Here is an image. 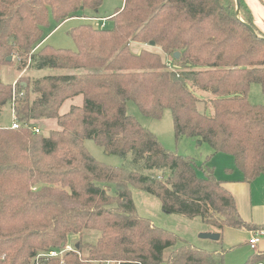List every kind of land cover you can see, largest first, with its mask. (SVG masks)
Returning a JSON list of instances; mask_svg holds the SVG:
<instances>
[{
	"label": "trees",
	"instance_id": "trees-1",
	"mask_svg": "<svg viewBox=\"0 0 264 264\" xmlns=\"http://www.w3.org/2000/svg\"><path fill=\"white\" fill-rule=\"evenodd\" d=\"M238 2L237 15L235 0H122L110 27L72 28L70 51L46 45L44 30L89 18L82 13H96L102 0H0V69L17 60L19 72L66 71L14 85L0 80V112L9 104L19 124L0 128V264H35L70 236L78 237L74 251L38 264H223L222 248L177 244L173 233L138 216L131 189L158 199L165 214L199 218L219 245L226 228L264 229L241 219L213 168L168 152L127 113L129 102L154 120L168 110L176 141L231 156L243 183L264 175V107L247 100L252 84L264 94V36ZM77 97L80 106L59 113ZM44 119L58 129L47 136L29 130ZM86 140L129 156L127 167L96 161ZM88 232L99 234L95 242L83 241Z\"/></svg>",
	"mask_w": 264,
	"mask_h": 264
},
{
	"label": "rangeland",
	"instance_id": "rangeland-1",
	"mask_svg": "<svg viewBox=\"0 0 264 264\" xmlns=\"http://www.w3.org/2000/svg\"><path fill=\"white\" fill-rule=\"evenodd\" d=\"M121 6L122 0H102V5L96 13L89 10H85L82 13V15L89 18H73L62 23L56 29H54V24L51 22L49 28L44 30L45 36L47 35L45 44L56 49L76 51V46L71 37L68 35V32L72 28L83 24H90L93 27H98L100 23L92 20L94 18L102 19L105 27H110V16ZM140 47L138 46L137 49L136 46H132V50L137 53ZM154 51L160 54L165 63L175 69L174 63L166 57L159 48H155ZM17 62L18 61L16 60V63L12 66H5L0 69V80L2 82L14 85L17 80H25L26 78L32 80L66 72L49 69H27L24 72H19L16 68ZM247 100L253 105H260L264 107V94L258 84L250 85ZM79 101H81V97L64 102L59 113H65L68 111L69 105L79 104ZM199 110L204 111L202 104L199 105ZM127 113L130 116H133L143 128L152 132L156 136L159 143L168 152L179 156L189 157L198 167H202L205 164V166L213 168L214 176L217 180L221 177H229L226 170L228 167L234 168L232 157L224 154H217L212 157V150L207 144L198 145L199 142L197 143L192 139L182 137L178 141L175 140L170 111H164L161 119L154 120L143 116L139 112L136 105L129 102L127 104ZM206 113L211 114V111L208 110ZM12 123L13 114L11 107L8 104L4 106L0 112V128H10ZM30 126L31 128H37L42 136H47L50 131L58 129L54 120L45 119L33 121ZM29 130L32 131L31 129ZM84 146L88 153L96 161L107 166L116 168L127 167V163L130 160L129 156L126 159H121L117 156L106 154L101 147L96 145L91 140L84 141ZM198 175H201V172H198ZM131 197L135 206L136 214L141 218L149 219L154 227L173 233L177 237V244L186 243L197 249L208 251H214L222 248L224 250L223 264H246L248 262L249 255L252 256V252H255L251 250L247 244H245L250 237L248 233L238 231L237 229L226 228L223 230L222 241L220 243L221 245H219L215 241L201 238L203 234H208L214 229L203 224L199 218L189 219L181 215L165 214L161 210V205L158 199L137 189H131ZM97 237H99V234L94 232H88L82 235L83 241L92 243L95 242ZM77 241L78 237L70 236L66 246L69 245L72 251H74V244ZM232 245H237L233 251H231L230 248ZM257 261L258 259H255V261L250 264H258L259 261L261 264H264V257L260 258L258 262Z\"/></svg>",
	"mask_w": 264,
	"mask_h": 264
},
{
	"label": "crops",
	"instance_id": "crops-1",
	"mask_svg": "<svg viewBox=\"0 0 264 264\" xmlns=\"http://www.w3.org/2000/svg\"><path fill=\"white\" fill-rule=\"evenodd\" d=\"M244 3L253 17L254 26L256 27L258 32L264 36V0H244ZM138 46L139 45H137L136 48ZM81 102L82 99L81 101H79V104H76L74 106H80ZM70 106L72 105L68 106V110ZM200 144L201 143H199L198 145ZM227 170H229V172H226L227 174H229V177H221L218 180H221L220 182H222L223 188L233 196L239 216L244 222L252 226H264V175H261L250 183H243L241 181L242 175L240 171H238L235 167H228ZM237 230L248 233L249 235H251V232L253 231L245 228ZM209 233L216 234L213 230ZM222 234L223 232L221 233V239ZM248 241L245 242V244H247L250 248ZM236 246L232 245L230 247L231 251H233ZM253 251L255 252H252V256L249 255L248 258L255 257L259 261L260 258L264 257V239L260 241V243ZM258 264H261L260 261L258 262Z\"/></svg>",
	"mask_w": 264,
	"mask_h": 264
},
{
	"label": "built area",
	"instance_id": "built-area-1",
	"mask_svg": "<svg viewBox=\"0 0 264 264\" xmlns=\"http://www.w3.org/2000/svg\"><path fill=\"white\" fill-rule=\"evenodd\" d=\"M97 21L98 23H100V25L98 26L100 29L104 28V21L102 19H92ZM11 129H18L19 128V124L17 122V120L13 117V123L10 127ZM29 129H31L34 133H39V130L37 128H31V126H29ZM264 239V229H259V230H255L251 232L250 235V239L248 241L249 246L252 250H255L256 246L260 243V241ZM72 252V249L69 247V245L64 246L63 249L61 251H50L47 254H43V255H38L36 257V262L35 264H38V260L40 258H60L62 254H64L65 252Z\"/></svg>",
	"mask_w": 264,
	"mask_h": 264
},
{
	"label": "water",
	"instance_id": "water-1",
	"mask_svg": "<svg viewBox=\"0 0 264 264\" xmlns=\"http://www.w3.org/2000/svg\"><path fill=\"white\" fill-rule=\"evenodd\" d=\"M235 2H236V14L238 15V14H239V2H238V0H235ZM248 29L250 30L251 33L254 34V31H253V29H252L251 27L248 26ZM149 45H150V46H153L154 43L151 42ZM174 58H175V59H178V58H179V54H178V53H175V54H174ZM6 61H7V62H10V61H11V57H8V58L6 59ZM201 238H202V239H207V240H211V241H215V242H216V241L219 240V235H217V234H213V233H208V234H203V235L201 236ZM76 248H77V246H76Z\"/></svg>",
	"mask_w": 264,
	"mask_h": 264
}]
</instances>
